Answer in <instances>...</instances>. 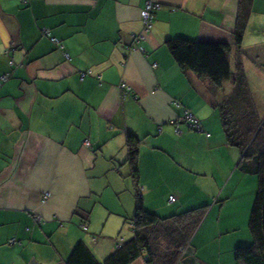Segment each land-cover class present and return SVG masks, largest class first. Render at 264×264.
<instances>
[{
    "label": "crops",
    "instance_id": "crops-1",
    "mask_svg": "<svg viewBox=\"0 0 264 264\" xmlns=\"http://www.w3.org/2000/svg\"><path fill=\"white\" fill-rule=\"evenodd\" d=\"M156 1L145 31L146 0H0V264H68L81 240L103 262L135 235V184L161 216L210 205L177 264H238L251 243L258 176L239 169L216 103L241 54L264 104V0L212 80L194 69L196 45L234 44L240 0Z\"/></svg>",
    "mask_w": 264,
    "mask_h": 264
},
{
    "label": "trees",
    "instance_id": "trees-1",
    "mask_svg": "<svg viewBox=\"0 0 264 264\" xmlns=\"http://www.w3.org/2000/svg\"><path fill=\"white\" fill-rule=\"evenodd\" d=\"M253 3L254 0H240L233 33L234 44L216 41L197 43L194 66L197 73L212 80L211 73L230 69L232 48L236 45L240 49L243 43ZM232 74L233 89L216 105L229 143L240 150L239 169L258 176V188L249 219L252 241L248 245H238L236 259L238 264H264V104L254 94L241 54L237 56L236 69ZM196 130H203L202 124ZM127 142L129 162L137 179L140 141L136 134L129 132ZM135 186L136 208L130 219L134 237L127 241L119 239L116 251L103 262L81 240L73 248L68 264H130L143 254L147 264H177L180 261L183 250L201 225L210 205H199L178 214L161 216L147 208L142 189L138 184ZM172 197L174 199L171 196V200Z\"/></svg>",
    "mask_w": 264,
    "mask_h": 264
},
{
    "label": "built area",
    "instance_id": "built-area-1",
    "mask_svg": "<svg viewBox=\"0 0 264 264\" xmlns=\"http://www.w3.org/2000/svg\"><path fill=\"white\" fill-rule=\"evenodd\" d=\"M22 1L27 2V0H22ZM161 6H162L161 3L156 1V0H146L145 7L142 10V19H143V22L145 24V31L149 30L153 26L155 14H156L157 10H159L161 8ZM141 37H143V35L139 34L136 37V39H139ZM53 39H56V38H53ZM85 75H86V73H83V76H85ZM122 88H123V91L127 89V85L125 84V82L122 83ZM181 120L186 122L191 128H196V129L201 128V124L199 122V119L189 109L184 111V114H183ZM87 144H89V143L87 142ZM48 195H49V192H46L44 194V199H46ZM172 199H173V197H172ZM38 220L41 221L40 218H38Z\"/></svg>",
    "mask_w": 264,
    "mask_h": 264
},
{
    "label": "rangeland",
    "instance_id": "rangeland-1",
    "mask_svg": "<svg viewBox=\"0 0 264 264\" xmlns=\"http://www.w3.org/2000/svg\"><path fill=\"white\" fill-rule=\"evenodd\" d=\"M256 80L258 81L257 78H254V81H256ZM43 197H44V195H43ZM113 197H114L113 189H106L104 191V195L102 196V199H104V201H112ZM96 219H97V217H96ZM97 224L99 225V224H101V222L99 220H96V223H94L93 225L95 226Z\"/></svg>",
    "mask_w": 264,
    "mask_h": 264
}]
</instances>
